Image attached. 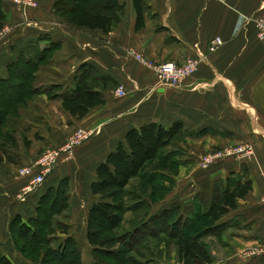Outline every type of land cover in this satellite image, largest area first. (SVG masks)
<instances>
[{
	"label": "crops",
	"instance_id": "crops-1",
	"mask_svg": "<svg viewBox=\"0 0 264 264\" xmlns=\"http://www.w3.org/2000/svg\"><path fill=\"white\" fill-rule=\"evenodd\" d=\"M121 1L125 4L121 21L109 33L54 21L22 27L19 36L0 47V78H9L10 64L23 51L29 55L32 44L41 49L55 44L34 72L32 86L41 91L28 94L17 108V117L9 116L0 124L7 139L0 147L1 253L13 258L9 225L17 215L24 220L36 216L44 188L68 177L72 195L88 198V218L92 205L101 200L91 190L96 169L119 144H125L127 132L151 122L168 127L182 122V138L166 148L181 153L175 156H180L182 172L170 175L166 169L156 170L176 185L163 197L147 198V213L173 202L189 207L204 188L212 191L228 178L250 181L251 189L219 220L224 224L220 232L224 240L211 248L213 264H264V38L257 36L254 24L264 14V0H149L139 30L133 0ZM1 2L6 14H14L7 0ZM19 17L22 20L24 15ZM46 35L49 39L38 41ZM215 37L222 43L210 51ZM131 49L157 64L201 60L181 87H158L155 71L132 57ZM85 65L94 67L97 78L84 72ZM82 76L102 92L105 101L79 117L64 108L63 95L75 89ZM119 86L124 87V95L116 93ZM79 127L94 134L76 148L72 159L56 166L39 191L19 198L32 181L31 167L40 154L63 144ZM239 145H251L252 153L244 158L231 154L208 169L199 165L202 155ZM25 168L32 170L22 172ZM211 236L204 238L209 245Z\"/></svg>",
	"mask_w": 264,
	"mask_h": 264
},
{
	"label": "trees",
	"instance_id": "trees-1",
	"mask_svg": "<svg viewBox=\"0 0 264 264\" xmlns=\"http://www.w3.org/2000/svg\"><path fill=\"white\" fill-rule=\"evenodd\" d=\"M57 1L61 4L55 5V11L68 24L92 29L97 28L106 33L111 32L121 21L125 9V4L121 0ZM148 2L149 0H133L137 12L136 30L144 26V15L149 7ZM5 20L6 11L0 0V31ZM44 39H49V37L47 35L40 36L38 41ZM54 48V43L44 49L32 44L28 50L29 55L23 51L18 60L10 64V77L0 78V87L5 89L4 92H2V88L0 89V124L7 120L9 116L13 117L17 114L18 106L26 101L29 97L28 94L41 91L31 86L34 72L39 63ZM19 66L28 67V70L23 74H19L15 72V67ZM84 72L92 75L96 71L91 65H85ZM83 76L79 79L75 89L63 95L64 108L79 117L85 116L91 107L105 101L102 92L96 90L89 82L83 81ZM14 88L22 89L20 95H16L11 91ZM7 89L10 91H7ZM6 92H8L10 98L9 102L3 100ZM183 133L182 122H175L169 127L161 123L151 122L142 125L140 128H132L126 134L125 144H119L117 149L109 153L106 160L98 165L96 169L97 176L92 182L91 190L93 194L101 195V200L92 205L87 219V240L93 246L94 253L104 256H112L113 254L118 256L120 254L119 264L136 263L127 256L125 247L128 245V239L150 220L154 222L157 220L156 222L160 223L161 226H165L162 229H160V226L158 229L168 231L175 237L180 261L204 264L216 260L210 245L204 241V238L220 234L224 229V224H219V220L229 209L235 208L238 199L251 189L250 181L238 179L233 181L228 178L226 181L216 183L212 191L204 188L196 195L189 207H183L181 204L173 202L169 207L156 213H148L146 219L137 224L130 233H118L116 235H104L102 233V226H107L109 230L117 229L123 222V215L127 211L135 212L149 206L150 202L147 197L143 196L138 189L130 188L135 179L140 178L143 181L141 189L146 185L152 186V184L155 190L164 189L162 185L154 184L158 178L164 177L156 170H169L170 162L168 159L173 156L174 152L167 151L166 148ZM1 160L2 157L0 156ZM69 183L70 179L66 177L59 182L57 187H50V193H45L41 197L36 211L40 212L42 198H46L47 194L53 196L54 203L67 200L70 192ZM151 194L153 195V192ZM148 198L151 199L152 197ZM128 200L132 201L129 203ZM203 219H206L205 223L202 222L199 226V221ZM36 221L37 217H31L25 221L20 215H17L9 225L10 236L12 235L10 227H14L20 237L29 240L32 223ZM48 239L51 238L48 236L45 240L47 245ZM41 242L43 240H40ZM49 248L52 254L62 258L66 257L69 264H82L80 251H78V248L69 246L68 241L61 248ZM69 256H72V260ZM0 264H13V262L0 251Z\"/></svg>",
	"mask_w": 264,
	"mask_h": 264
},
{
	"label": "rangeland",
	"instance_id": "rangeland-1",
	"mask_svg": "<svg viewBox=\"0 0 264 264\" xmlns=\"http://www.w3.org/2000/svg\"><path fill=\"white\" fill-rule=\"evenodd\" d=\"M7 2L11 4L15 12L12 15L6 14V20L3 22L2 30L0 31V47H2V45L5 43H10V41L14 40L15 37L19 36V32L22 27L36 25L44 26L49 25L50 23H54V21H59L64 26L69 25L60 16V14L56 13L55 11V5L61 4L58 3L57 0H7ZM20 13L24 15V18L22 20H20L19 17ZM15 69V72L23 74L28 70V67L19 66L15 67ZM93 76H97V73L93 74ZM97 82L101 83L103 81L99 80ZM1 88L2 87H0V89ZM4 90L5 89L2 88V92H4ZM21 90L15 88L11 89V91L16 95H20ZM7 91L10 90L7 89ZM9 99L10 98L8 96V92H6L3 100L9 102ZM14 117L15 116H13L12 118ZM181 138L182 136H179L177 139L180 140ZM3 139L6 138L5 134L2 132V127L0 126V147L1 145L3 146ZM1 151H3L2 148H0V152ZM46 151L42 152L40 156ZM175 154L181 153L177 151L170 159H168V161L170 162L168 173L170 175H180L182 172L179 166L180 163H178L179 160L177 159L180 156H175ZM37 161L38 159L31 167L34 171L33 178L38 169ZM31 168L28 169L30 170ZM142 182L143 181H141L140 178L135 179L130 188L138 189V191L143 196L147 198L152 197V199L154 197H163V195H166L168 191H170L169 189L174 188L176 185L172 178L167 175L163 178H158L154 182L155 185H162L164 188L163 190L153 189V184L152 186L146 185L143 189H141ZM44 184L45 183L35 188L33 191H39V188H41ZM71 186L69 183L70 192L68 199L61 203H54L53 196L51 194H47V199L44 197L42 198L40 208L41 210L39 213L37 212L35 216L37 217V221L35 223H32V232L34 233L31 232L29 234V240L27 238L20 237L16 228L10 227V232L12 235L9 236V238L12 249L15 250L14 256L13 258H11L13 264H69L66 261V257L62 258L60 256H57L56 254H52L49 248H61L67 241L69 243V246L78 248V251H80L82 264H119L120 254L118 256H116L115 254H113L112 256H104L96 252L94 253L93 246H91L87 240L88 218L86 217V209L89 204L88 198H86V196H82V194L80 193L72 195V191L70 189ZM54 187H57V185ZM49 188L50 187L44 188L45 190L43 189V193L39 196V199L36 203L37 207L39 206L41 197L45 193H50ZM152 192L153 195L151 194ZM18 197L24 198L23 192L19 194ZM131 201L132 200H128L127 202L130 203ZM35 209L37 210L36 207ZM147 209L148 208L145 207L144 211L139 210L135 212H126L123 215V222L120 224V226H118L117 229L109 230L107 226H102V233L104 235H116L118 233L127 232L130 233V231H133L134 227L137 224H140L146 219L145 217L148 215ZM156 221L154 222L150 220L143 227H141V229L135 231L134 235L128 239V245H126L127 247H125L127 251L126 253L127 256L136 261V263L128 262L127 264H194L192 262L184 263L179 260L177 241L175 237L168 231L160 230L162 229V227L165 228V226H161V224ZM205 221L206 219L199 221V226L202 224V222L205 223ZM159 227L160 229H158ZM218 234L216 236L207 238V240H209L210 242V246H212L211 248H213V246L217 247V245H222L224 239L220 237L221 233L219 235ZM12 236L14 237V243L12 242ZM48 236L51 239H48L47 245L45 240L48 238ZM33 240V243L36 244L32 243ZM40 240H43V242L40 243ZM69 257L72 260V256ZM215 262L216 261L214 260L211 263L204 264H213Z\"/></svg>",
	"mask_w": 264,
	"mask_h": 264
},
{
	"label": "built area",
	"instance_id": "built-area-1",
	"mask_svg": "<svg viewBox=\"0 0 264 264\" xmlns=\"http://www.w3.org/2000/svg\"><path fill=\"white\" fill-rule=\"evenodd\" d=\"M11 1V0H10ZM224 2L225 0H219ZM244 21L248 20V17H243ZM254 24L257 29V36L261 39L264 38V14L259 16L254 20ZM222 43V39L215 37L210 42V51H213L219 44ZM130 55L134 57L137 61L142 64L152 68L156 73V86L158 87H173L179 88L184 83V81L190 77L198 68L199 57L195 59H190L183 64H178L175 62H164L155 63L154 61L145 57L142 52L135 49L130 50ZM116 93L119 95H124L126 93L123 86H119L116 89ZM94 130L87 129L83 127L77 128L67 140L58 147L52 148L41 156H39L37 161V172L27 186L23 190V194H27L33 191L35 188L41 186L45 183L46 178L55 167L62 161L72 159L75 155L76 148L86 142L92 137ZM241 154V156L246 157L252 153L251 145H239L234 148L227 147L220 150H216L212 153H207L201 156L199 164L202 168L208 169L212 167L217 160L228 157L231 154ZM32 170V169H30ZM28 168L22 169V172L30 171ZM33 171V170H32Z\"/></svg>",
	"mask_w": 264,
	"mask_h": 264
}]
</instances>
